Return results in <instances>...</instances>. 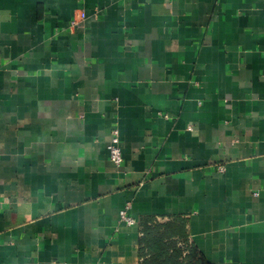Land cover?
I'll list each match as a JSON object with an SVG mask.
<instances>
[{
	"label": "crops",
	"instance_id": "obj_1",
	"mask_svg": "<svg viewBox=\"0 0 264 264\" xmlns=\"http://www.w3.org/2000/svg\"><path fill=\"white\" fill-rule=\"evenodd\" d=\"M168 237L264 264V0H0V264Z\"/></svg>",
	"mask_w": 264,
	"mask_h": 264
},
{
	"label": "trees",
	"instance_id": "obj_2",
	"mask_svg": "<svg viewBox=\"0 0 264 264\" xmlns=\"http://www.w3.org/2000/svg\"><path fill=\"white\" fill-rule=\"evenodd\" d=\"M156 226L161 225H152L153 228ZM159 244L158 240L153 242V247L144 255L143 262L153 261L152 264H156L158 261H161V264H211L201 253H197L192 245H188L184 238H164L161 244L168 246L166 252H164L165 248H161L162 246Z\"/></svg>",
	"mask_w": 264,
	"mask_h": 264
},
{
	"label": "built area",
	"instance_id": "obj_3",
	"mask_svg": "<svg viewBox=\"0 0 264 264\" xmlns=\"http://www.w3.org/2000/svg\"><path fill=\"white\" fill-rule=\"evenodd\" d=\"M76 24V21L72 22V25L74 26ZM109 151H110V155L111 158L114 162H116L117 164H121L123 162V154H122V149H121V137H120V130L115 127L112 130V138H111V142L108 146ZM219 169L221 171L225 170V166L220 165ZM128 208L129 206H127L124 210H122L121 212V220L126 222L129 225H136L138 224V221L133 218L132 216L128 215ZM181 244H183L181 242Z\"/></svg>",
	"mask_w": 264,
	"mask_h": 264
}]
</instances>
